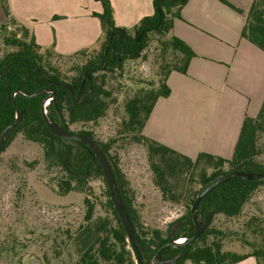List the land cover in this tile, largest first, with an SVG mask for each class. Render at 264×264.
I'll list each match as a JSON object with an SVG mask.
<instances>
[{
	"label": "trees",
	"instance_id": "16d2710c",
	"mask_svg": "<svg viewBox=\"0 0 264 264\" xmlns=\"http://www.w3.org/2000/svg\"><path fill=\"white\" fill-rule=\"evenodd\" d=\"M98 1L102 5V11L94 12L93 15L100 20L103 40L97 53L76 66L73 74L65 80L60 76V71L49 62L51 55H63L51 47L42 48L37 44L27 28L11 16L8 1L0 0L5 16V21L0 22V34H3V44L13 47L0 56V133L6 125L13 122L15 105L22 110L20 122L7 134L0 151L16 134L40 145L44 161L50 168L58 171L55 189L58 195L69 192L86 195L89 188L87 180L92 173L104 180L93 152L84 143L56 137L47 128L41 112V102L52 95L45 105L48 118L64 130L91 138L106 156L132 224L142 261L147 263L157 249L171 238V228L176 222L175 239L185 241L193 234L191 205L197 194L208 184L230 171L264 172V160L260 159L264 152L258 145L259 136L264 133V100L255 116L243 117L229 158L200 152L191 159L147 137L142 130L155 101L170 93L166 84L168 74L171 71L186 73L189 61L195 56L193 50L173 34V22L181 18L180 10L187 0H152V13L143 16L131 27L115 25L110 1ZM219 1L244 16L240 36L264 51V0H253L247 10L240 9L227 0ZM11 25L14 26L13 29L10 28ZM153 36H157L162 47L175 54L176 58L174 61L166 59V51L163 52L165 49L159 53L157 86L141 89L124 99V116L110 141L99 142L90 129L71 130L70 126L73 124L94 123L105 114L109 101H113L111 88L105 87L109 73L121 70L127 60L144 57V51ZM87 50L86 48L69 56L84 55ZM39 89L47 91L30 96ZM118 137H128L129 142L145 147L150 169L154 174V184L161 197L183 205L181 215L169 222L165 229L146 227L139 220L129 196L128 182L117 165V157L109 152L110 143ZM201 163L204 165L199 168ZM197 168L201 188L179 189L178 183L183 179L181 177L185 170ZM170 178H174V183ZM262 185L264 180H248L239 176L230 177L216 185L201 198L196 207L197 214L201 217L208 215V224L201 234L190 243L166 247L162 257L182 254L169 264H234L252 256L256 264H264V224L258 218L251 216L242 224L241 236L250 235L253 240L251 242L244 238L251 247V251L245 253L223 250L222 242L225 238H230L232 231L213 224L218 215L228 220L238 217L254 191ZM106 194V205L112 216L110 219L95 216L93 202L87 196L83 199V222L72 238L77 255L73 264H136L130 243L109 199L108 189ZM18 264H22V261Z\"/></svg>",
	"mask_w": 264,
	"mask_h": 264
},
{
	"label": "crops",
	"instance_id": "0c3cea01",
	"mask_svg": "<svg viewBox=\"0 0 264 264\" xmlns=\"http://www.w3.org/2000/svg\"><path fill=\"white\" fill-rule=\"evenodd\" d=\"M11 16L42 48L63 56L94 47L102 26L98 0H7ZM115 25L131 27L152 13V0H109ZM247 10L253 0H227ZM173 34L195 53L186 73L171 71L169 95L159 97L143 134L194 158L231 157L245 115L264 100V51L240 36L244 16L219 0H187ZM26 257L22 264H39ZM42 264V263H41ZM186 264H192L187 262ZM234 264H256L249 256Z\"/></svg>",
	"mask_w": 264,
	"mask_h": 264
},
{
	"label": "rangeland",
	"instance_id": "374dc122",
	"mask_svg": "<svg viewBox=\"0 0 264 264\" xmlns=\"http://www.w3.org/2000/svg\"><path fill=\"white\" fill-rule=\"evenodd\" d=\"M5 16L0 7V22ZM10 28H14L13 25ZM0 34V56L12 50L6 46ZM85 51L84 55H51L49 62L60 71L65 80L73 74L74 68L97 53L100 42ZM162 47L157 36H153L144 51V57L127 60L122 69L109 73L108 83L111 99L105 114L94 123L73 124L70 129H90L99 142H108L119 128L124 116V99L141 89L155 88L159 79L157 58ZM166 49L163 51L165 52ZM166 59L174 61L175 54L167 50ZM111 79V81H110ZM110 82V83H109ZM109 152L117 157V165L128 182L129 196L133 200L139 220L148 227L165 229L167 224L181 215L183 205L164 200L154 184L145 147L129 142L128 137L117 138L110 143ZM258 145L264 152V133L259 136ZM196 157V156H195ZM194 157V158H195ZM191 158V159H194ZM264 160V155L260 157ZM201 163L198 167L200 168ZM189 169V168H188ZM186 169L178 188L200 189L198 168ZM227 169V167H225ZM188 170V171H187ZM209 172V170H208ZM58 171L50 168L43 159L40 145L25 140L16 134L0 151V264H18L26 257H35L39 264H73L77 259L73 236L83 222L85 205L89 197L95 206V216H112L106 205V182L96 173L88 178V193L69 192L58 195L55 192ZM174 179V178H173ZM170 180L174 183V180ZM251 216L264 224V185L259 186L244 205L238 217L230 220L218 215L213 224L232 231L230 238L222 242V249L245 253L251 251L250 235L241 236L242 224ZM247 233V232H245ZM59 252V255H56ZM23 259V260H22Z\"/></svg>",
	"mask_w": 264,
	"mask_h": 264
},
{
	"label": "water",
	"instance_id": "95a60500",
	"mask_svg": "<svg viewBox=\"0 0 264 264\" xmlns=\"http://www.w3.org/2000/svg\"><path fill=\"white\" fill-rule=\"evenodd\" d=\"M47 91V89H39L30 94V96H35L38 93ZM52 95L45 97L42 102H41V112L43 116V120L47 126V128L50 130V132L61 139H66V140H79L82 143H84L94 154L101 171L103 173L104 180L107 185V189L109 192V199L112 203L113 209L115 213L118 216V219L123 227V230L126 234V238L128 242L130 243L131 250L135 256V261L136 264H169L171 262H174L178 257H180L182 254L178 253L173 257L170 258H163L162 257V252L163 250L168 247V246H180L184 245L187 243L192 242L195 240L203 231L204 227L208 224V215L201 217L199 214H197L196 207L198 202L201 200V198L208 193L212 188H214L216 185L219 183L225 181L226 179L233 177V176H239L244 179L252 180V179H259V180H264V172H247V171H242V170H237V171H230L222 176L216 178L214 181H212L210 184H208L205 188H203L199 194L195 197L194 202L191 205V216L192 220L194 222V232L193 234L185 241L181 240L178 241V239H175L174 237V231L175 228L178 225V222H176L172 228H171V238L167 240L164 244H162L155 254L152 256V258L147 262L143 263L142 261V255L139 249V245L137 243L135 233L132 227V224L129 220V217L127 215V212L124 208V205L121 201L115 179L112 173L111 166L106 158V156L103 154L102 150L99 148V146L89 137H87L84 134L81 133H71L67 130H64L61 128L59 125H57L55 122L50 120L48 116L46 115V110H45V105L48 103V99L51 98ZM15 118L13 122L10 124L6 125L3 130L0 133V149L2 145L5 142V139L7 137V134L11 132V130L14 128V126L20 122L21 120V115H22V110H19L17 106L15 105Z\"/></svg>",
	"mask_w": 264,
	"mask_h": 264
},
{
	"label": "bare ground",
	"instance_id": "6f19581e",
	"mask_svg": "<svg viewBox=\"0 0 264 264\" xmlns=\"http://www.w3.org/2000/svg\"><path fill=\"white\" fill-rule=\"evenodd\" d=\"M183 240V239H182ZM178 241H181V239H178Z\"/></svg>",
	"mask_w": 264,
	"mask_h": 264
},
{
	"label": "built area",
	"instance_id": "2783aa9c",
	"mask_svg": "<svg viewBox=\"0 0 264 264\" xmlns=\"http://www.w3.org/2000/svg\"><path fill=\"white\" fill-rule=\"evenodd\" d=\"M182 240V239H181Z\"/></svg>",
	"mask_w": 264,
	"mask_h": 264
}]
</instances>
